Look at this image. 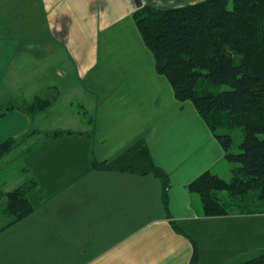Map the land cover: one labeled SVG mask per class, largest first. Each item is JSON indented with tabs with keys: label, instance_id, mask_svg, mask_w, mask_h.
<instances>
[{
	"label": "crops",
	"instance_id": "0c3cea01",
	"mask_svg": "<svg viewBox=\"0 0 264 264\" xmlns=\"http://www.w3.org/2000/svg\"><path fill=\"white\" fill-rule=\"evenodd\" d=\"M33 1L42 37L0 36V109L35 97L52 103L34 115L0 114V143L38 131L19 168L2 177L0 166V191L36 181L32 213L15 223L0 214V264H189L190 238L197 264L264 254V212L203 216L189 184L207 172L227 180L232 165L194 106L156 72L133 18L144 5L203 0ZM140 141L168 178L165 192L151 174L92 166Z\"/></svg>",
	"mask_w": 264,
	"mask_h": 264
},
{
	"label": "trees",
	"instance_id": "16d2710c",
	"mask_svg": "<svg viewBox=\"0 0 264 264\" xmlns=\"http://www.w3.org/2000/svg\"><path fill=\"white\" fill-rule=\"evenodd\" d=\"M133 18L152 53L156 72L167 79L176 100L194 106L222 146L224 159L232 165L229 180L207 172L189 184L190 191L198 196L203 216L264 212V207L232 209L245 201L250 191H255L257 200L264 204V0H203L164 9L144 5ZM222 85L227 89L212 91V87ZM51 103L52 99L35 97L28 103H9L0 114L17 109L34 115ZM236 131L241 132V141L238 151L233 152ZM61 133H45L43 141ZM19 140L10 138L0 143V158L18 146ZM39 145L42 141L28 151ZM92 166L151 174L160 179L164 192L169 185L141 141L113 160L93 161ZM35 186L31 178L13 190L0 191V214L11 223L27 217L33 211L28 193ZM218 192H225L229 202ZM190 241L189 264H197L198 247L193 239ZM240 264H264V254Z\"/></svg>",
	"mask_w": 264,
	"mask_h": 264
},
{
	"label": "rangeland",
	"instance_id": "374dc122",
	"mask_svg": "<svg viewBox=\"0 0 264 264\" xmlns=\"http://www.w3.org/2000/svg\"><path fill=\"white\" fill-rule=\"evenodd\" d=\"M11 0H0V36H5L9 38H14L15 40L26 39L32 37H42L43 34V25H42V10L41 8L34 3L33 0H12L14 3H10L8 7V2ZM9 23V25H8ZM33 53L32 55H37ZM227 89V86H217L212 87V91H221ZM34 99V98H33ZM46 99V98H45ZM46 100H49L48 98ZM28 103V102H27ZM51 127H57L56 123H51ZM38 137L37 132L28 134L26 137H23L19 140L20 146L14 147L11 152L5 154L0 158L3 159L0 163L2 168V177L4 176L3 170L13 171L20 167V157L22 152L28 146L27 144L32 143V138ZM234 144L232 147L233 152L238 151V144L241 141V132H233ZM25 144L21 145V144ZM19 145V144H18ZM18 147L19 151L16 150ZM31 147V146H29ZM22 148L23 151H20ZM25 169V168H24ZM230 177V176H229ZM226 180V179H225ZM229 180V179H227ZM221 193L220 198L229 202V198L225 192ZM256 192L250 191L248 197L245 201L237 203L232 209L247 208V210H259L264 207V204L259 202L256 198Z\"/></svg>",
	"mask_w": 264,
	"mask_h": 264
}]
</instances>
